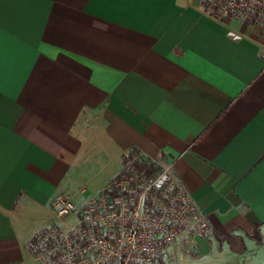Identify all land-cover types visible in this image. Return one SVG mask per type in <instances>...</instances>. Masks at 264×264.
I'll return each mask as SVG.
<instances>
[{
    "label": "crops",
    "instance_id": "0c3cea01",
    "mask_svg": "<svg viewBox=\"0 0 264 264\" xmlns=\"http://www.w3.org/2000/svg\"><path fill=\"white\" fill-rule=\"evenodd\" d=\"M0 50V264H36L28 242L50 200L87 190L89 171L112 179L131 149L171 165L209 222L164 260H264L253 30L210 18L199 0H0ZM85 160L98 163L84 171Z\"/></svg>",
    "mask_w": 264,
    "mask_h": 264
},
{
    "label": "built area",
    "instance_id": "2783aa9c",
    "mask_svg": "<svg viewBox=\"0 0 264 264\" xmlns=\"http://www.w3.org/2000/svg\"><path fill=\"white\" fill-rule=\"evenodd\" d=\"M221 23L252 27L264 60V0H199ZM138 152L125 155L104 189L74 199L86 188L50 200L52 221L28 242L36 264H159L168 249L209 233L207 217L165 166L155 178ZM57 219L58 221H54Z\"/></svg>",
    "mask_w": 264,
    "mask_h": 264
},
{
    "label": "rangeland",
    "instance_id": "374dc122",
    "mask_svg": "<svg viewBox=\"0 0 264 264\" xmlns=\"http://www.w3.org/2000/svg\"><path fill=\"white\" fill-rule=\"evenodd\" d=\"M240 27L242 29L245 28V26H240ZM249 28H250V30H253L252 27H249ZM83 162H84V165L86 167L84 169V171H86V169L91 170L93 167H95L96 163H98V162H95L94 160H85ZM94 172H95L94 170L89 171L88 173H86L83 176L81 181L87 187V190H86L85 194H83V195L78 194L77 198L74 199V202L77 205H81L82 202L85 200V198L89 197L90 195L97 194L102 189H104L106 182L108 180H110L109 177L112 175V174L107 173L106 171H103V172H100L97 174H93ZM112 173H114V172H112ZM74 188L75 189H71L69 193L78 192L79 187L75 186ZM51 218H53L52 212H50V219ZM54 221H58V220L54 219ZM51 222L52 221L49 220L48 224ZM172 255H173V253H172ZM262 259L263 258L260 256L259 258L255 259V261L259 262L258 264H260V263L264 264V260H262ZM161 264H222V261H220L219 257L215 253L210 252L207 255H205L204 253L200 254V256H198V257H194V256H191L189 254H184V255L178 256V258L175 260L166 258L164 261H162Z\"/></svg>",
    "mask_w": 264,
    "mask_h": 264
},
{
    "label": "trees",
    "instance_id": "16d2710c",
    "mask_svg": "<svg viewBox=\"0 0 264 264\" xmlns=\"http://www.w3.org/2000/svg\"><path fill=\"white\" fill-rule=\"evenodd\" d=\"M136 152H138L136 149H131V150H129V152L126 155L128 156V155L134 154ZM138 154H140L142 161L146 163L145 172L149 178H155L156 176H158L161 173L163 168L158 163L154 162L153 160H151L145 156H142L141 153H139V152H138ZM259 227L260 226L257 227L256 233H255V236H256L255 239L258 243L261 242Z\"/></svg>",
    "mask_w": 264,
    "mask_h": 264
},
{
    "label": "snow or ice",
    "instance_id": "6c2138e0",
    "mask_svg": "<svg viewBox=\"0 0 264 264\" xmlns=\"http://www.w3.org/2000/svg\"><path fill=\"white\" fill-rule=\"evenodd\" d=\"M3 52L0 50V60H2Z\"/></svg>",
    "mask_w": 264,
    "mask_h": 264
}]
</instances>
